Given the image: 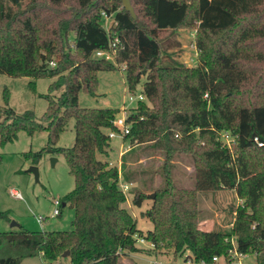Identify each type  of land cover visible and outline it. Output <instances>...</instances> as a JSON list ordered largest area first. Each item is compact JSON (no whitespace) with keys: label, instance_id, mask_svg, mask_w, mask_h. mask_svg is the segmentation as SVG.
<instances>
[{"label":"trees","instance_id":"1","mask_svg":"<svg viewBox=\"0 0 264 264\" xmlns=\"http://www.w3.org/2000/svg\"><path fill=\"white\" fill-rule=\"evenodd\" d=\"M130 3L136 18L121 0H0V73L31 78L33 91L35 79L55 78L42 95L47 107L40 118L32 110L16 113L4 89L0 146L15 140L19 131H45L46 145L24 156L37 164L45 153L61 154L74 180L58 214L65 205L73 209L71 229L29 231L18 225L17 230L0 231V243L21 250L16 257H0V264H20L33 256L47 264H122L120 255L142 250L138 237L153 244L148 252L166 249L182 256L188 250L192 264L211 262L213 256L227 259L232 248L264 264V0ZM102 11L113 18L109 32L100 28ZM179 29L195 30L199 63L194 67L166 52L161 34ZM115 37L116 62L126 65L128 90L134 91L144 77L141 91L150 103H137L123 140L163 155V187L153 191V198L132 192V206L152 201L140 212L152 223L144 233L122 206L126 196L118 168L97 157L108 155L107 130L114 128L112 120L120 110L83 108L78 102L81 90L95 95L99 71L116 69L112 62L92 57ZM71 119L74 143L57 146ZM222 131L236 136L232 149L217 139ZM181 155L193 166L191 188L178 186L172 175L173 161ZM122 176L128 181L127 173ZM219 189L234 190L242 201L228 233L198 225L196 194Z\"/></svg>","mask_w":264,"mask_h":264},{"label":"rangeland","instance_id":"2","mask_svg":"<svg viewBox=\"0 0 264 264\" xmlns=\"http://www.w3.org/2000/svg\"><path fill=\"white\" fill-rule=\"evenodd\" d=\"M102 20V25L108 28L114 24L111 15ZM103 18V17H102ZM194 29H179L173 33L163 32L161 36L167 44V53L173 56L186 66L194 67L199 63L197 48L194 40ZM70 39L73 34H70ZM94 58V57H93ZM115 70L98 72V87L94 96H90L83 90L79 91L78 102L83 108H117L125 113L133 112L137 107V101L129 102L128 93L137 95L142 92V84L145 81L141 77L134 91H129L125 80V69L120 64H114ZM53 77H43L35 79V91L29 82L32 80L26 76H11L0 73V106L4 105L3 91H9L8 105L16 112L21 113L32 110L37 118L43 114L47 107V101L42 96L48 93V86L53 82ZM62 92V88L53 91V97H57ZM148 105L150 103L144 100ZM121 107V108H120ZM75 130L74 120H69L65 130L60 134L56 143L57 146L70 147L74 143ZM217 139L222 144V137L217 134ZM111 146L108 155H97L101 160H106L109 166L120 167L119 182L124 183L122 173L128 174L129 186L124 192L126 199L131 203L132 192L135 190L145 194L154 193L158 187H163L162 176L163 155L159 152L147 148L145 144H135L132 149L126 151L130 146L129 141L123 144L122 157L119 156L122 139L114 137L110 139ZM47 143V133L45 131L35 132L32 135L24 131H19L17 138L0 146V212H6L7 216H0V231L17 230L18 225L29 231L37 230H69L74 217L73 209L68 205L62 207L60 215L52 216L54 200H62V197L74 186V180L69 173L68 166L61 154H43L37 164H33L24 154L36 152ZM233 145V144H232ZM232 149V146L231 148ZM51 158H55L54 164ZM138 158H141L138 161ZM119 161H122L120 163ZM172 175L178 186L193 187V166L191 160L184 155L174 159ZM38 169V180L29 171L30 166ZM10 189L17 190L21 198H15L10 194ZM197 206L200 209L198 216L199 228L206 231H221L228 233L234 220V210L242 201L237 198L234 190L219 189L208 192H198ZM125 203V202H124ZM151 199L146 198L140 208L132 206V212L137 221V228L144 233L152 228V223L145 217L140 216V212L147 210L151 206ZM37 216L45 217L39 223ZM15 222L17 225H12ZM140 239V237H138ZM136 245L141 251L120 255L122 264H151L157 261L159 264L182 263L188 258L189 251L186 250L182 256H174L172 250L157 249L151 250L150 244L146 240H138ZM234 241V238H232ZM21 250H14L4 242L0 243V257L20 255ZM191 256H189L190 258ZM217 264H228L227 259L218 256ZM20 264H47L40 256L25 257ZM235 264H255V256L247 254L236 259Z\"/></svg>","mask_w":264,"mask_h":264},{"label":"built area","instance_id":"3","mask_svg":"<svg viewBox=\"0 0 264 264\" xmlns=\"http://www.w3.org/2000/svg\"><path fill=\"white\" fill-rule=\"evenodd\" d=\"M101 15L103 19H107V17H109L108 14L105 13L104 11L101 12ZM110 27L111 25L108 28L103 26V28L107 32L110 31ZM118 42H119L118 38L116 37L109 39L108 47L105 49L94 50L92 53V57L98 58V59H104L106 61L112 62L113 64H116L117 63L116 53L118 49ZM50 64L54 65V62L51 61ZM121 67L125 69L126 65L121 64ZM145 99H146L145 95L142 92L138 93L135 96L132 95L131 93H128L129 102H133L135 100L139 102V101H144ZM130 113H125L124 110H122L114 117V119L112 120V125L114 128L107 130V136L109 139H112L114 137H120L121 139H123L124 136L129 133L131 126H132V120H128V116L130 115ZM140 119H142V117H140ZM218 134L222 137V146L230 149L232 144L235 143L236 136L232 135L230 132L222 131V132H219ZM254 141L257 143L258 146L263 145V143L259 141L257 137H254ZM119 185L123 192H125L128 189V185L126 183L119 182ZM10 194L15 198H21L20 193L15 189H10ZM60 203L61 202L58 199L54 200V208H53L52 216H57L59 214ZM36 219L39 223H41L42 221L45 220V217L37 216ZM138 240L143 241L144 239L140 238ZM149 244H150V247H154L152 243L149 242ZM189 256H191V254H189ZM189 256L182 262V264H192L193 263L192 256L190 258ZM243 256L245 255L240 252H237L234 248H232L227 258V262L228 264H235L236 259L242 258ZM218 259H219L218 256H213L211 262L201 261L198 264H217ZM50 264H61V262L56 260ZM151 264H159V263L157 261H153Z\"/></svg>","mask_w":264,"mask_h":264},{"label":"water","instance_id":"4","mask_svg":"<svg viewBox=\"0 0 264 264\" xmlns=\"http://www.w3.org/2000/svg\"><path fill=\"white\" fill-rule=\"evenodd\" d=\"M121 2H122V6L124 7V9L127 10L131 14L132 18H136L133 7L131 6L130 0H121ZM100 28L103 29L102 26ZM55 161H56L55 158H51L52 164H54ZM29 171H31L34 174V178L37 181L38 180V169H37V167L34 165L30 166ZM153 197H154V193L151 194V198H153ZM62 205H64V204H62ZM11 224L17 225V223H15V222H12ZM66 254L67 253H65L64 255H66Z\"/></svg>","mask_w":264,"mask_h":264},{"label":"crops","instance_id":"5","mask_svg":"<svg viewBox=\"0 0 264 264\" xmlns=\"http://www.w3.org/2000/svg\"><path fill=\"white\" fill-rule=\"evenodd\" d=\"M120 108H121V107H120ZM122 140H123V139H122ZM110 141H111V140H110ZM110 141H109V149H110V147H112ZM124 143H125V141L123 140L122 143L119 145V147H120L119 156H120V157H122L123 153H125V152L128 151L129 149H132L133 146H134V145H132V146L130 145V146H128V148L126 149V151H123L122 148H123V146H124V145H123ZM109 149H108V150H109ZM140 159H141V158H138V161H139ZM119 162L122 163V161H119ZM120 166H121V165H120ZM120 166H119V167H120ZM119 167H118V168H119ZM119 176H120V170H119ZM124 180H125V179H124ZM129 182H130V180H128V181H124V183H126L128 186H129ZM122 206L125 207L130 213L132 212V205H131L129 199H126L125 203H123ZM131 214H132L133 217L135 218L134 214H133V213H131Z\"/></svg>","mask_w":264,"mask_h":264}]
</instances>
